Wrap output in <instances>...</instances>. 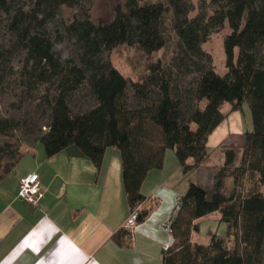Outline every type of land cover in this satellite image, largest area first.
I'll use <instances>...</instances> for the list:
<instances>
[{"label":"trees","instance_id":"trees-1","mask_svg":"<svg viewBox=\"0 0 264 264\" xmlns=\"http://www.w3.org/2000/svg\"><path fill=\"white\" fill-rule=\"evenodd\" d=\"M83 1L14 6L0 0L12 36L0 48V89L13 76L10 61L18 54L24 91L16 114L0 116V179L37 143L47 156L74 145L97 169L105 149L114 147L136 225L150 211L143 207L148 197L142 182L149 170L162 167L170 149L183 174L207 164L214 170L210 194L190 181L177 198L162 264H264V0H209L194 17L190 0H124L104 24L91 21ZM61 7L79 12L65 27L75 57L61 58L47 29ZM167 19L177 38L172 56L148 64L138 80H128L103 57L121 44L147 54L163 49ZM224 23L230 31L223 38L226 72L219 75L201 45ZM243 103L252 129L242 132V146L223 148L224 161L217 162L207 139ZM212 212H219L226 234H212L207 243L191 240L197 221ZM125 233L111 238L122 244Z\"/></svg>","mask_w":264,"mask_h":264},{"label":"crops","instance_id":"crops-1","mask_svg":"<svg viewBox=\"0 0 264 264\" xmlns=\"http://www.w3.org/2000/svg\"><path fill=\"white\" fill-rule=\"evenodd\" d=\"M242 132L238 112H229L207 139L210 158L222 163L223 148L242 146ZM167 163L171 170H165ZM181 170L174 151L165 150L162 167L149 170L141 185L149 216L129 228L118 149L106 148L97 169L74 145L52 156L40 143L27 147L0 179V264H162L163 246L171 236L161 225L188 186L179 184ZM213 170L207 164L184 175L210 194ZM29 173L38 175L43 191L36 206L16 197L19 180ZM205 219L211 223L207 243L221 220L219 212H212L197 221L193 232ZM121 229L130 234L118 244L111 236Z\"/></svg>","mask_w":264,"mask_h":264},{"label":"rangeland","instance_id":"rangeland-1","mask_svg":"<svg viewBox=\"0 0 264 264\" xmlns=\"http://www.w3.org/2000/svg\"><path fill=\"white\" fill-rule=\"evenodd\" d=\"M24 2L25 0H12L11 4L18 6ZM123 2L124 0H84L83 4L88 7L90 19L93 23L104 24L112 20L115 7L117 5H122ZM190 2L193 8L189 13V17H194L198 13L199 7L203 5L208 6L209 0H190ZM210 13L211 11L208 10L207 14ZM78 14L79 12L75 9L61 7L53 19L48 22L47 29L51 36L54 50L61 58H70L75 57L76 55L77 47L74 41L68 37L65 27L69 24L71 19ZM5 22L6 16L0 14V48L8 47L12 40L11 34L6 30ZM167 30L169 39L166 46L159 51L147 54L135 45L121 44L110 51H105L103 57L110 61V63L128 80L136 81L146 73L147 66L151 62H154L159 58L165 61H168L171 58L177 38L170 28L169 19H167ZM229 31V27L224 23L221 28L212 32L207 41L201 45V48L211 55L214 70L219 75H223L226 72L223 38L229 33ZM21 59L22 58L18 54L13 55L11 58L10 63L13 70V76L0 89V116L16 114L15 111L19 104V98L24 94L17 75L21 67ZM38 94L39 93L34 92V95L38 96ZM235 111H237L240 116L243 131H250L252 129V124L247 104L243 103L241 109ZM16 136H18V134H16ZM237 137L232 139H237ZM165 168V170L169 168L171 170V165L167 163ZM173 177L175 180V176ZM179 181V184H182L184 187L185 184H188L189 179L183 173H180ZM261 191L264 195V186L261 188ZM176 201L173 208H175ZM166 221L167 219H165L163 224ZM213 229H215L214 231L218 235L224 236L227 232V225L221 222V226L216 225ZM206 231H211V223H209V219L202 221L199 232H193V241L205 243L207 241H205ZM164 233L165 236H170L166 230H164ZM166 241L169 242V238Z\"/></svg>","mask_w":264,"mask_h":264},{"label":"built area","instance_id":"built-area-1","mask_svg":"<svg viewBox=\"0 0 264 264\" xmlns=\"http://www.w3.org/2000/svg\"><path fill=\"white\" fill-rule=\"evenodd\" d=\"M42 189L40 186L39 178L36 173H29L25 177L19 180L17 185V192L16 197L29 204L30 206H36L39 199L42 196ZM177 202V201H176ZM176 205L175 208L176 209ZM135 212L131 213L127 219V225L133 226L134 220H135ZM171 216V214H170ZM170 216L167 218V221L162 225V228L166 230L170 234V228H169V219ZM171 243V240L163 246V249H166L169 244Z\"/></svg>","mask_w":264,"mask_h":264}]
</instances>
